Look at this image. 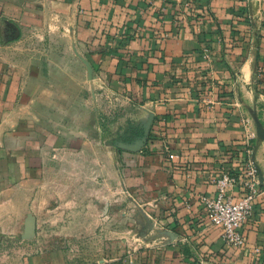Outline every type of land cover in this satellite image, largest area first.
<instances>
[{
  "label": "crops",
  "instance_id": "crops-1",
  "mask_svg": "<svg viewBox=\"0 0 264 264\" xmlns=\"http://www.w3.org/2000/svg\"><path fill=\"white\" fill-rule=\"evenodd\" d=\"M46 1L0 0V264H70L26 235L47 213L100 217L108 230L118 217L144 230L132 258L100 264H264V0ZM60 19L100 76L98 100L61 104L23 63L26 44L39 46ZM108 77L116 89L103 85ZM106 93L134 104V123L145 127L117 154L94 136L90 111H73L104 104ZM249 162L260 195L239 248L205 218L199 197L216 194L222 170ZM94 185L104 188L98 198Z\"/></svg>",
  "mask_w": 264,
  "mask_h": 264
},
{
  "label": "rangeland",
  "instance_id": "rangeland-1",
  "mask_svg": "<svg viewBox=\"0 0 264 264\" xmlns=\"http://www.w3.org/2000/svg\"><path fill=\"white\" fill-rule=\"evenodd\" d=\"M65 21L64 19L51 21L42 37H38L43 38L39 41V46L27 43L25 46L27 58L23 63L28 66L29 72L41 76V82L51 91L55 90L54 98H58L61 104L75 106L82 103L85 98L88 101L98 100L101 95L104 96L102 94L104 91L98 87L101 84L100 76L92 71L90 61L85 58L86 50L79 45L75 32L67 28ZM29 37L32 35L30 34ZM33 38L36 42V36ZM91 83L94 84L92 89L89 86ZM116 84L114 78L110 77L103 83L104 86L112 89H116ZM103 102L104 104H80L76 110H72L82 119L85 118V113L88 114L90 111L94 119L93 126H97V133H94V136H98L99 139L101 134L103 140L106 136L109 148L117 154L123 145L131 143L133 135L142 136L145 127L134 123V113L137 109L127 98L122 104L106 93ZM76 180L77 182L81 180L79 173ZM83 184L78 183L75 189L78 197L86 196ZM93 192L94 198H98L100 193L104 192V188L94 185ZM107 192L109 196L117 195L116 190L113 189H108ZM81 207L84 206L77 205V209ZM96 207L98 205L94 206ZM48 209L56 208L50 206ZM117 209L121 211L117 206L110 207V211L113 212H117ZM47 214L45 219L40 221L38 232L30 236L34 240L31 241V244H34L32 247L34 250L39 249V252L63 251L70 264H100L106 260L130 259L134 255V248L138 247L139 235L142 238L146 237L144 230L138 233L133 222L121 221L118 217L107 222L112 223L113 228L108 230L103 226L104 222L99 221L100 217L91 222H75L61 221L55 215ZM85 225H88L87 230ZM128 228H133L134 232L127 234Z\"/></svg>",
  "mask_w": 264,
  "mask_h": 264
},
{
  "label": "built area",
  "instance_id": "built-area-1",
  "mask_svg": "<svg viewBox=\"0 0 264 264\" xmlns=\"http://www.w3.org/2000/svg\"><path fill=\"white\" fill-rule=\"evenodd\" d=\"M169 157L175 159L178 156L170 154ZM234 170L236 169L222 170L215 180L216 194L201 195L199 202L205 218L221 230L227 243L241 248L247 245L244 224L254 213L261 182L259 170L252 162L247 163L238 174Z\"/></svg>",
  "mask_w": 264,
  "mask_h": 264
},
{
  "label": "water",
  "instance_id": "water-1",
  "mask_svg": "<svg viewBox=\"0 0 264 264\" xmlns=\"http://www.w3.org/2000/svg\"><path fill=\"white\" fill-rule=\"evenodd\" d=\"M35 225H36V221L35 219L32 218V220L27 224V228H26L27 237H30L32 234L35 233Z\"/></svg>",
  "mask_w": 264,
  "mask_h": 264
},
{
  "label": "trees",
  "instance_id": "trees-1",
  "mask_svg": "<svg viewBox=\"0 0 264 264\" xmlns=\"http://www.w3.org/2000/svg\"><path fill=\"white\" fill-rule=\"evenodd\" d=\"M243 167H245V166H244V165H239V166L236 168V170H234V172H235L236 174H238L239 171L243 169Z\"/></svg>",
  "mask_w": 264,
  "mask_h": 264
}]
</instances>
